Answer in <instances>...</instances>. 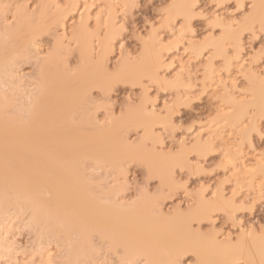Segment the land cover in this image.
I'll return each instance as SVG.
<instances>
[{
	"label": "bare ground",
	"instance_id": "bare-ground-1",
	"mask_svg": "<svg viewBox=\"0 0 264 264\" xmlns=\"http://www.w3.org/2000/svg\"><path fill=\"white\" fill-rule=\"evenodd\" d=\"M79 1L81 3L82 0H67L66 4L61 5L58 2L62 3V1L42 0L40 6L32 10L24 7L22 3L23 6L16 5L11 9L0 2V17L1 15L5 16L7 11L12 10L11 12H13L12 21H10V17V19L5 20L6 23L3 22V25L0 23V226L8 204L17 209L16 215L19 212L23 214L26 210H29V224L37 232L36 237H39L38 248L41 249L46 244L47 248L54 240H62L61 243L58 242L65 249V258H68V260L64 259L60 264H80L78 259L81 257V260L87 264H98V262L96 263L98 256L104 254L101 251H104L105 248H107L106 251L117 255L120 264H128L142 257L145 260L144 264H181L182 254L186 250L185 255L188 248H192L188 249L190 251L194 249L197 252L202 264H226L225 262L231 260L230 258L234 253L240 251L241 254L245 255V259H249L248 263H251L252 260L250 259H253L249 252L251 247L248 249L251 244L258 252L261 264H264V234H260L255 228L253 232L251 230L250 237L245 236L248 229L247 231L242 230V237H238V242H233L231 237L225 238L226 240L222 238V240L214 230L201 233L193 227V220L195 219L200 222V227L202 221L206 219L212 221L211 218H214L213 212L223 208V205L219 203L222 201L214 202L207 199L204 193H200L195 195L196 202L193 201L194 203L192 202L189 205L188 210L176 205L171 213H167L156 198L141 195V199L138 198V200L125 199L124 185L126 184L125 187L129 186L128 183L122 182V185H111L109 181L111 175L115 176V179L117 176V180L124 177L125 181L127 178V173L124 172L122 166V164L125 165L124 161L129 159L126 157L127 155L132 158L138 155L143 160L147 159L144 156L147 151L144 150L143 145L147 139L156 137L154 123L157 118V110L149 107L150 110L146 107L145 102L139 103L137 107L131 103L133 106L130 104L126 108V114L131 111L134 119L130 115L131 117L128 116L121 123L128 121L127 125H136L134 129L138 130L140 127L144 129L143 134L136 143L130 142L126 133L129 129L128 126L126 124L120 126L122 125L120 123L116 124L118 127L115 128V124L112 123L114 121L118 123L122 120L121 117L118 116L113 121L111 119V124L114 126L112 129L108 123L102 122L105 126L99 123L100 119H98L97 114L100 106L93 97V88L99 87L103 95H108L115 84L120 81L137 84L140 81L142 82L143 75L150 76L153 81L163 80L162 77L160 78L162 75L159 70L162 67H168L167 61L170 60L168 57L165 60L164 56L166 55H164V52L154 51L164 46V44L159 43V45L156 42L159 48L151 51V47L146 45L143 54L139 58L133 61L128 58L120 60L121 62L116 65L115 69H110L108 58L115 47H113V41L117 37L115 35L119 33L116 31L117 27H115L116 12L114 13L112 10L115 5L112 8L110 6L113 3H121L130 10L138 1L106 0L105 4L108 2L107 5H109L106 34H102L100 27L92 29L88 19L82 14L79 21L73 25L75 27L70 34L72 33L71 40L76 43L75 52H77V62L79 64L72 69V66H69L71 62L67 64L68 53L66 59L62 58V54L65 53L62 52V49L66 51L67 46L63 48L62 41L64 39H61L60 34H57V29L62 26L64 30L61 29L64 32L67 30L65 18L78 8ZM196 1L172 0L170 5L168 4L169 7L167 6V13L172 16L181 15L186 20L185 22L190 23L195 12H197V9H195ZM237 4L241 9L249 6V9L246 8L248 9L247 13L243 14L244 16L241 19H237V25L233 24L234 21L229 22L228 19V22H224L226 19L218 14L214 20L217 21L216 25L222 27H219L220 30L222 29L220 31L221 35L218 36L215 33V36L213 33L214 35L211 34L205 38L206 42L203 41L204 44L199 51L202 53L203 50L205 51V49L211 47V51L207 55L205 78L213 84L221 83L223 88L220 90H224L223 94H220L221 97L233 103V112L222 113L224 118L222 120L220 118V121H227L230 126H241L240 131L248 133V129L243 124L247 114L249 115V109H246L245 105L243 107L239 105L237 98L233 96L236 94L232 93L231 87L229 88L230 84L223 81V78V80L221 78L213 80L215 71L219 69L214 67L217 66V62H215L217 57H223L224 64L229 67L228 69H231L234 57L242 55L245 45L243 44V34L250 31L252 33L250 34L253 35L251 38H253L257 37L260 32H264V0H237ZM25 5L27 6V4ZM118 23L117 26H119ZM55 31L56 34L53 33V35L52 32ZM44 33L52 34L54 41L53 44L51 43L50 50H46L47 54L45 53L46 55L43 56L41 53H44L45 50L40 51L39 47L42 44L39 45L37 38ZM62 34L65 35L63 32ZM156 36L158 38V35L155 34ZM160 39L163 40L162 37L158 38L162 42ZM97 40L98 51L95 44ZM70 42L68 43L69 46L71 45ZM163 42L165 43V40ZM231 45L233 46V54H231L232 50L229 49ZM263 49L257 51L258 53L255 52L253 54H256L255 58L250 57L248 66L245 64V69H242L245 78L251 84H248L252 88L251 91L253 90L254 94L261 95L263 102L261 104L257 101V103L262 108L264 107V71L260 72L259 68L256 70V66L253 65L258 62V58L259 60L263 58ZM162 53L164 54L162 55ZM30 57L36 59L35 66L37 67L34 71L37 74L32 77L33 81L36 78L34 82L30 83L27 80L33 86V89L30 88L25 91L23 88H17L22 87L21 84L20 86L17 85V82L25 81L24 78L27 79V77H20L21 74L18 75L17 67L29 60H32L34 64V60ZM244 63L246 62L244 61ZM221 75L224 76V74ZM18 76L23 80H20ZM177 78L180 80V76L177 75ZM168 79L166 78V80ZM166 80L164 79L165 85L173 84L169 83L170 79L169 81ZM23 84V87H25L27 83L24 82ZM235 87L237 88L236 84ZM12 93L17 97L11 96ZM253 103L255 104V102ZM130 107L131 110H129ZM153 107L155 106L153 105ZM225 109L227 110V107ZM133 111L138 116L133 114ZM124 115H122V118L125 117ZM161 120H164L163 117ZM129 121L133 122L130 123ZM216 124L218 125V122ZM99 125L102 128L109 125L110 130H103ZM213 137H211V140H213ZM201 138L196 139V148L194 147V149L203 153L210 149L207 145L210 139L204 141ZM106 141L107 143H105ZM110 144L111 146H109ZM186 158V153H182L178 156L177 162L182 161L180 165H188V162L185 163ZM149 161L146 160V163L149 164ZM152 161L149 164L151 167V169L149 168V174L159 177L163 188L169 186L170 189H174L177 186V181H175L171 165L167 166V161L161 160V157L156 161ZM244 165V167H247V165L252 166L249 164ZM244 172L247 173L246 170ZM246 175L243 174V176ZM246 179L248 180V178ZM218 199L216 198V200ZM8 208L10 207L8 206ZM12 212H10L11 215H13ZM18 216L16 217L19 218ZM9 217L6 219L8 220ZM22 220L24 221V219ZM2 229L4 230L5 227ZM0 245H2V248L3 245L6 247L4 238L1 235ZM14 248L12 251H14ZM82 261L80 262L83 263ZM102 261L104 262L105 259Z\"/></svg>",
	"mask_w": 264,
	"mask_h": 264
},
{
	"label": "rangeland",
	"instance_id": "rangeland-1",
	"mask_svg": "<svg viewBox=\"0 0 264 264\" xmlns=\"http://www.w3.org/2000/svg\"><path fill=\"white\" fill-rule=\"evenodd\" d=\"M41 1L42 0H0V2L4 3L3 5L9 6L11 9L16 5L21 6L22 4H24V7L29 8V10L38 8ZM58 1H62V3L58 2L62 5L64 3L66 4L67 0ZM137 1L138 2H136V5L130 8V10L127 7L121 5V3H113V5L110 6V8H112L115 5L113 7L115 9L112 8V10L114 13L116 12L115 17H117V20L115 19V27H117L116 31H118L119 33H116L115 35V37L117 36L114 39L115 41H113V47H115L109 55L108 66L110 69H115L116 65L123 59L128 58L133 61L134 59L139 58L143 54V50L146 45L151 47V51H153V49L159 48L156 45V42L157 44L162 43V45L164 44V46L160 49H155L154 51H159L160 53L164 52L165 54L162 53V55H166L164 56L165 60L167 57L170 60L167 61V63L169 64L168 67H162L163 69L161 68L159 70L160 74L162 75L160 76V78L162 77L161 79L163 80L157 79L161 82L158 83L157 80L153 81V78H151L150 76L148 77V75H143L141 78L142 82L140 81L137 84H133V82L120 81L119 83L115 84V86L111 90V93H109L108 95H103L101 93V88L94 87L93 97L97 100V103L100 106L97 114L99 116L98 119H100L99 123H108L109 125H111V129L114 127L113 124H115V128H117L118 124L123 122L124 119L128 116L132 115L131 111H129L128 114H126L127 112H125L127 111L126 108L131 103H133V105L137 107L139 103L145 102L147 108L151 107V109L155 108L157 110V118L154 123V134L156 135V137L149 138L146 140V142H144V150L147 151V154H145L144 156H146V160L148 161L149 159L150 161H156L159 157H161V160H166L167 166L171 165L172 167L173 175L176 179L175 181H177V186L174 189H170L169 186H164L163 188L160 183V178L149 174V168L151 169L149 165L150 161L148 164L146 163V160H143L141 157L139 158L138 155L135 157L133 156V158L127 155L126 157L131 159H127V161H124V159L123 161L125 162V165L121 163L123 169L125 170L124 172L127 173V178H125L128 180L125 179L124 181V177H121L120 179L122 180L119 179V181L117 180V176L115 179V176L111 175L109 179L111 185H122V182L128 183L129 186L125 187L126 184L124 185L125 199L138 200V198L141 199V195L153 197L159 201L161 207L167 213H171L176 205L181 206L184 210L187 209L193 201L196 202L195 195L204 193L206 198L209 200L211 199L212 201L217 203L219 201H222L223 203H219L223 205L222 209H224L225 211H223L222 209L215 210L213 212L214 218H211L212 221H210V219L202 221L201 227L199 226L200 222L198 220H193V227L197 228L199 232L208 233V231L212 232V230H214L219 238H223L224 240H226L225 238L231 237L233 242H238V237H242V230L247 231L248 229V231L245 233L246 235L244 234L246 237L251 236V230L253 232L254 228L256 229V231L260 232V234H264V107L262 108V106L257 103L258 101L262 104L263 100L261 98V95L254 94L253 90L251 91L252 88L249 87V85L251 84L248 83V79L245 78L246 76L244 70H242L245 69L244 66L249 64L250 57L252 59L255 58L256 54H253L255 52L258 53L257 51H261V49L264 48V32H260L257 37L253 38H251L253 35H251L252 33L250 31H246L243 34V44L245 45L241 53L242 55L234 57L231 69H228L229 67L224 64L225 61L223 60V57L219 56L215 59V62H217V64L215 63L217 66H214L215 69L219 68L222 71L220 72L219 69L216 70L213 80L215 81L218 78H223V81H225L227 84H230L229 88L231 87L232 93L234 92L236 94L233 96L237 98L239 105L242 107L245 105V108L249 109V115L247 114L246 120L244 119L245 121L243 124V126L246 127L249 132L242 133V131H240L241 126H230L227 121H220V118L221 120L224 118L222 113L233 112V103L228 102L221 97L220 94H223L224 91L220 90L223 88L221 83L213 84V82L207 81V79L205 78V66L208 59L207 55H209L211 47H208L207 49H205V51L203 50L202 53L199 50L204 42H206L204 40L205 38H207L211 34L214 35L215 33H217L218 36L219 34L221 35L220 31L222 29L220 30V28L222 27L220 25H216L217 21L214 20L217 18L218 14H221V17L226 19V21L224 22H228V19L229 22L231 21L232 23V21H234L233 24L237 25L238 20L247 13L249 6H247L248 9H246L247 7H243L241 9L238 7L237 0H197V4L195 5V9H197V12H195V15L190 23H188L185 22L186 20L181 15L172 16L167 13V9L172 0ZM105 2L106 0H82L81 3L79 1L78 8L65 18V27L68 31L65 30L64 32V27L62 26L58 27V29L56 28L57 34H60V36L62 37L61 39H64L65 41H62L63 48H65L66 46L68 47L65 48L66 51L62 49V52H65L64 54H66H62V58L66 59L68 53L69 56L67 58V64L71 62L69 66L71 65L72 69L77 64H79V62H77V52H75L76 43H73L74 41L71 40L72 33L70 34V32H72L71 30H73L75 27L73 25H75L79 21V19L84 16L88 19V23L92 27V29L100 27L102 34H106L105 32H107L108 30L107 19L109 16L107 9L109 5H107L108 2L107 4H105ZM25 4H27V6ZM11 11L12 10L7 11L5 13V16L1 15L0 23L2 25L3 22L6 23L5 20L10 19V17V21L13 20V12ZM174 17H176L175 20ZM221 17L219 16V19ZM117 23L121 27L117 26ZM62 32L65 33V35L62 34ZM53 33L56 34V31L52 32V34ZM52 34L44 33L37 38V42L39 43V45L42 44V46L40 45L39 47L40 51L43 52L45 50L44 53H41V55L43 56L45 53L47 54L48 49L53 44L54 34ZM155 34L158 35V38L162 37L163 40L160 39L162 42L158 40L157 36L155 37ZM176 35L179 37L175 38L177 37ZM164 40L165 43L163 42ZM195 40L197 43L195 42ZM69 41H71L70 46L68 44ZM178 43L179 45L177 46ZM95 44L97 46L98 40L95 42ZM230 47L231 48L229 49L232 50L231 54H233V46L231 45ZM96 50L98 51V46ZM168 55L170 56V58ZM30 59L34 60L33 57H30ZM35 60L34 64L32 63V60H29L27 62L21 63L22 65H18V75L21 74L22 76H19L22 78L27 77V79L24 78L25 81H20L22 78L20 79L18 76L20 82H17V85L20 86L21 84L22 86L17 87L16 85L18 89L23 88V90L25 89V91L29 90L30 88L33 89V86L30 85V83L34 82L36 79L35 78L33 81L32 78L36 76L35 74H37V72L34 71L37 67L35 66ZM244 61L246 63H244ZM257 61V63H255L256 61L254 62L255 64L252 63L254 64L253 66L257 67H255L256 70H258L259 68L260 72H263L264 55L263 58H261L260 60L258 58ZM221 74H224V76ZM177 75L180 76V80L177 78ZM228 76L230 77V79ZM226 77L230 80V82ZM166 78H169L171 81H169V79L166 80ZM164 79L173 84L165 85L166 83ZM27 80H29L30 83H28L29 81L27 82ZM22 82H25L27 83L26 85H29H25V87H23L24 84ZM231 84H234V86H232ZM235 84L237 85V88L235 87ZM14 94L12 93L11 96H14ZM252 94L253 96H251ZM14 97L16 98L17 96ZM252 100L253 102H255V104L252 102ZM225 101L226 103H224ZM153 105L155 107H153ZM254 105L257 106L255 107ZM229 106L230 108H232L228 109ZM226 107L227 110L230 111H227L225 109ZM129 110H131V107ZM224 110L225 112H223ZM136 112L133 111V114L137 115ZM122 115H124L125 117L122 118ZM118 116L121 117L122 120L118 121V123L117 121H114L115 123L112 122L113 120H116ZM133 116L134 115H132V118L134 119ZM249 116L250 118L252 116L254 117L250 119ZM162 117L165 122L164 120H161ZM158 120L162 123H159ZM111 122L113 124H111ZM127 122L128 121H126L125 123H121L122 125L120 126H123V124L127 125ZM129 122L132 123L133 121ZM217 122L218 125H215V123ZM102 124L105 126L104 123ZM226 124L228 125L226 126ZM100 125L99 127L101 129L110 130L109 125H106V127L104 128H102ZM127 126L129 129L132 128L130 130L128 129L129 132L125 131L128 135V140L130 142L132 141L133 143H136L139 140L140 136L143 134L144 129L142 127H137L139 129L136 130L134 129L136 125L129 126L128 124ZM210 130H212L211 133H209ZM218 132L219 134H217ZM213 134H216L215 137H213ZM210 135L211 137H213V140H211L212 138L210 137ZM199 137H202L201 139H204V141L210 139L209 141L211 143L209 142V144H207L208 148H210L208 151L206 150L205 152L200 153L194 149L196 139H198ZM108 139H110V137H108ZM107 141L105 143H107ZM111 144L109 146H111ZM107 148H109L108 145ZM184 149L187 150L185 151ZM192 149H194L195 151H192ZM182 153H186L187 158L185 160V163L187 164L188 162V165L183 166L180 165L182 164L180 163L182 161L177 162L178 156ZM175 156L177 158H174ZM243 161L246 162L244 163ZM242 164H249L250 166L252 165L253 168L252 166L249 167L248 165L247 167H244L245 165L243 166ZM241 167L243 169H240ZM244 168L247 173L244 172ZM240 171L243 173H241ZM243 174L247 175L243 176ZM246 178H248V180ZM142 191L144 192V194ZM216 198L220 199L216 200ZM8 206L10 208H8ZM8 206H6V212L3 216L4 223H1L2 225L4 224V226H0V235L4 238V244H6V247L3 245V248L2 245H0V264H29V262L30 264H60L64 259L68 260V258H65V249L60 244L62 240H60L61 242L58 240L60 243L54 240L53 243L51 242V244H49L47 248V244L45 246H42L41 249L40 247L38 248L37 243L39 237H36V235H38L36 234L37 232H35L33 227H31V225L29 224V210H26V212L23 214L22 212H19L16 215V212H18L17 209L13 205L8 204ZM10 212H12L13 215H11ZM16 216H18L19 218H17ZM8 217L9 219L7 220L6 218ZM22 219H24V221ZM3 227H5L4 230L2 229ZM10 242L12 245L10 244ZM13 247L17 248L16 251L15 248L14 251H12ZM250 247L252 250L249 249ZM188 249V252L185 255L184 253L186 250L182 254L181 264H202L200 258L197 255V252L194 249L192 251ZM248 249L253 258L250 259L252 260L251 263H248L249 259H245V255L241 254V251L239 253H234L230 258L231 260L227 258L229 261L225 263L261 264L258 252L255 250L252 244L248 247ZM106 250L107 248H105L104 251L102 250L101 252L104 254L98 256V259L101 256L104 257L105 261L103 262L102 260L104 259L101 260V257L100 260L97 259L96 263L120 264V260L117 255ZM252 251H254V253H252ZM143 258L144 257L139 258L138 260L132 261L128 264H144L145 260H143ZM81 259L82 257L78 259V262L80 264H84L85 262ZM80 261H82L83 263H81Z\"/></svg>",
	"mask_w": 264,
	"mask_h": 264
}]
</instances>
